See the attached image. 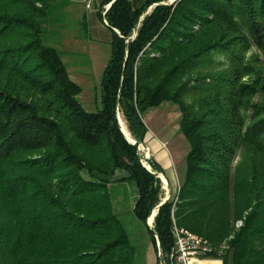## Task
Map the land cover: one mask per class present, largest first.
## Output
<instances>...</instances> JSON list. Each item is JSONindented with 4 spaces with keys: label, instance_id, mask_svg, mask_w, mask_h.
Listing matches in <instances>:
<instances>
[{
    "label": "trees",
    "instance_id": "1",
    "mask_svg": "<svg viewBox=\"0 0 264 264\" xmlns=\"http://www.w3.org/2000/svg\"><path fill=\"white\" fill-rule=\"evenodd\" d=\"M56 1L0 0V264H133L109 193L121 181L134 183L132 211L162 257L174 222L222 264H264V103L253 102L264 75L245 58L252 44L264 55V0H102L113 38L93 111L44 43ZM216 56L226 64L219 72L209 69ZM164 102L177 106L189 149L175 199L150 230L161 182L117 111L144 140L143 114Z\"/></svg>",
    "mask_w": 264,
    "mask_h": 264
},
{
    "label": "rangeland",
    "instance_id": "2",
    "mask_svg": "<svg viewBox=\"0 0 264 264\" xmlns=\"http://www.w3.org/2000/svg\"><path fill=\"white\" fill-rule=\"evenodd\" d=\"M177 1L166 0L163 3L171 5ZM101 2L102 0H92L91 7L86 8V1L57 0L50 7L48 17L43 24L44 43L56 48L61 54L70 79L81 87V92L77 98L87 111H93L96 105H99L101 77L111 54L113 33L100 17ZM148 11L150 8L145 13ZM101 12H103V8ZM84 14H86L87 19L86 31L81 26V19ZM245 58L251 63L261 66L264 75V55L256 45H251L245 54ZM214 59V64L209 67L211 71L219 72L226 68L222 58L216 56ZM256 59L258 61H255ZM243 81H248V77L245 76ZM253 102L264 103V94L254 96ZM119 116L126 126L120 113ZM179 119L180 114L177 106L169 102H164L143 114V121L149 134L154 137V133H158L156 136L161 137L165 149L168 151L172 162L175 163L174 169L178 179L175 178L173 184L171 183L170 194H167L172 199H175L183 178L185 158L189 149L188 141L179 131ZM144 143L147 146L150 144V142L145 141ZM137 150L141 163L146 162L150 166L149 160L152 157L148 149H145V153L139 147ZM241 159L242 157H237L235 162H240ZM159 180L162 190L161 199H164L168 191L162 180ZM109 193L113 209L128 233L131 245L135 248L133 264H158L157 238L155 237V247L146 225L132 211L137 195L134 183L132 181L118 182L115 187L109 189ZM150 224L153 228L152 221Z\"/></svg>",
    "mask_w": 264,
    "mask_h": 264
},
{
    "label": "built area",
    "instance_id": "3",
    "mask_svg": "<svg viewBox=\"0 0 264 264\" xmlns=\"http://www.w3.org/2000/svg\"><path fill=\"white\" fill-rule=\"evenodd\" d=\"M108 6L105 5L103 7L102 14H105ZM85 7H91V0L86 1ZM103 22L107 24L105 19H103ZM143 164L146 166V162H143ZM148 168L151 169L149 165ZM236 225L240 226L241 222H237ZM171 234L173 245L169 254L165 257H162L161 252H159V264H222L220 258L212 255L213 248L206 239L195 235L185 228L178 227L174 222Z\"/></svg>",
    "mask_w": 264,
    "mask_h": 264
},
{
    "label": "crops",
    "instance_id": "4",
    "mask_svg": "<svg viewBox=\"0 0 264 264\" xmlns=\"http://www.w3.org/2000/svg\"><path fill=\"white\" fill-rule=\"evenodd\" d=\"M87 1V0H82ZM92 1V0H91ZM158 133H154V137H151L149 132L147 131L146 136L144 138L145 142H150L149 146H147L149 154L151 157L159 164L162 169V174H165L166 178L169 180L170 190L171 183L173 184L175 178L178 179L177 174L174 169V162H172L168 151L165 149L163 140L158 135ZM148 140V141H147ZM116 183L110 184L109 189L115 187Z\"/></svg>",
    "mask_w": 264,
    "mask_h": 264
},
{
    "label": "water",
    "instance_id": "5",
    "mask_svg": "<svg viewBox=\"0 0 264 264\" xmlns=\"http://www.w3.org/2000/svg\"><path fill=\"white\" fill-rule=\"evenodd\" d=\"M109 7V6H108ZM81 26L82 28L86 31L87 30V19H86V14L83 15L82 19H81ZM135 36V33L134 35L132 36V38ZM118 115H119V112L117 111V121H118V125H119V128H120V123H119V120H118ZM120 131L122 132L123 136L126 138V140H128L131 144L133 145H137L138 147L142 146L143 148H147L146 144L144 143V140H129L124 132L121 130L120 128ZM148 149V148H147ZM141 161V160H140ZM142 165L147 169V171H149L151 174H153L155 177L161 179L160 177V172H157V171H153L151 170L150 168L146 167L143 162H142ZM162 176H164L165 180H166V187H167V194L169 195L170 194V184H169V180L166 178L165 175L162 174ZM169 196H167L166 198L164 199H161V202L151 211L150 215H153V217L156 215L157 211H158V208L159 206H161L162 204H164L167 200H168ZM146 224L147 226L149 227L150 230H152L151 226L148 224V219L146 221ZM155 237L157 238V236L155 235ZM157 245H158V249H159V252H161L160 250V247H159V242H158V239H157ZM159 260H160V256H158V264H159Z\"/></svg>",
    "mask_w": 264,
    "mask_h": 264
},
{
    "label": "bare ground",
    "instance_id": "6",
    "mask_svg": "<svg viewBox=\"0 0 264 264\" xmlns=\"http://www.w3.org/2000/svg\"><path fill=\"white\" fill-rule=\"evenodd\" d=\"M118 120H119V123H120V128H121V130L124 132L125 136H126L129 140H132V139H133L132 136H131L130 133L128 132V130H127V128H126V126H125V124H124L122 118H121L119 115H118ZM134 138H135V137H134ZM139 148L142 149L143 152L145 153V149H146V148H143L142 146H140ZM146 166L148 167V164H146ZM160 177H161V180H162V182L165 184V187H166V180H165L164 176H162V174H160ZM166 188H167V187H166ZM166 197H167V192H166ZM148 219H149V225L152 226V225L150 224V222H151V221L153 222V219H154L153 215L149 216Z\"/></svg>",
    "mask_w": 264,
    "mask_h": 264
}]
</instances>
